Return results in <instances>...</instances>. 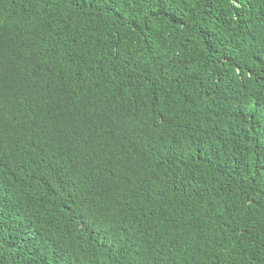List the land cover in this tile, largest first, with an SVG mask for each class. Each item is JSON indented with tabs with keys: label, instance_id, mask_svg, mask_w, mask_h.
<instances>
[{
	"label": "trees",
	"instance_id": "trees-1",
	"mask_svg": "<svg viewBox=\"0 0 264 264\" xmlns=\"http://www.w3.org/2000/svg\"><path fill=\"white\" fill-rule=\"evenodd\" d=\"M0 264H264V0H0Z\"/></svg>",
	"mask_w": 264,
	"mask_h": 264
}]
</instances>
